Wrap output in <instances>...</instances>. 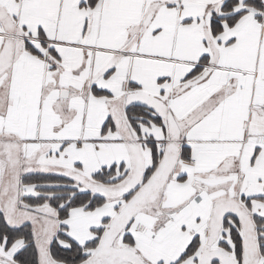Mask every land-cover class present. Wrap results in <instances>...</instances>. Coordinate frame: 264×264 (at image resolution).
<instances>
[{
	"label": "snow or ice",
	"instance_id": "obj_1",
	"mask_svg": "<svg viewBox=\"0 0 264 264\" xmlns=\"http://www.w3.org/2000/svg\"><path fill=\"white\" fill-rule=\"evenodd\" d=\"M0 264H264V0H0Z\"/></svg>",
	"mask_w": 264,
	"mask_h": 264
}]
</instances>
